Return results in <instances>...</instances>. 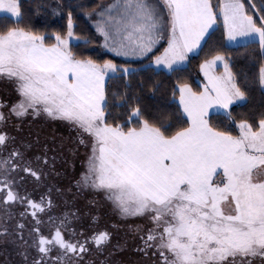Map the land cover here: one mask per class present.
<instances>
[{"label": "snow or ice", "instance_id": "obj_1", "mask_svg": "<svg viewBox=\"0 0 264 264\" xmlns=\"http://www.w3.org/2000/svg\"><path fill=\"white\" fill-rule=\"evenodd\" d=\"M67 15L66 33L41 32L24 22L22 0H0V78L13 82L20 96L11 112L18 117L29 110L46 113L70 123L81 144L90 142L87 170L77 184L103 191L123 218L149 216L153 227L142 237L141 250L154 249L158 264H256L257 259L264 264V110L234 114L233 107L246 103L249 91L232 70L231 54L216 51L203 60L206 82L200 87L177 82L172 97L179 93V115L166 107L146 115L139 93L130 90V78L145 66L73 51V37L84 44L95 41L78 36L72 11ZM84 15L99 17L92 21L95 31L115 57L147 58L166 40L149 65L169 72L184 67L189 53L221 26L229 42L258 43L264 55V0L251 5L244 0H111L85 9ZM219 62L222 72L214 71ZM117 73L129 79L125 90L114 94L126 111L114 114L106 78ZM254 80L264 92V59ZM159 87L153 82V92ZM214 114L223 120L214 122ZM9 139L0 131V153L6 152L0 155V204L28 205L36 224L29 235L35 233L39 253L33 264H73L72 258L82 259L90 244L102 250L110 243L112 233L106 229L83 240L66 238L69 212L58 221L48 218L54 233L41 232L39 214L52 208L51 197L22 196L16 185L21 171L39 180L44 173L34 164H47L49 158L26 157L16 147L7 151ZM70 231L75 235V229ZM0 235H10L3 222ZM54 248L58 253L52 257Z\"/></svg>", "mask_w": 264, "mask_h": 264}, {"label": "flooded vegetation", "instance_id": "obj_2", "mask_svg": "<svg viewBox=\"0 0 264 264\" xmlns=\"http://www.w3.org/2000/svg\"><path fill=\"white\" fill-rule=\"evenodd\" d=\"M19 99L14 83L0 78V101L3 102L0 111L6 116V120L0 121V131L7 132L11 138L7 151L16 147L26 157L35 159L46 155L49 158L47 164H34L44 173L39 180L21 171L16 185L22 196L27 194L34 200L41 196L51 197L52 208L39 214L43 222L41 232L45 235L54 233V224H50L48 218L51 216L58 221L69 212L71 220L64 229L68 239L83 240L85 236L105 229L112 233L110 243L102 250L90 244V251L82 259L72 258L73 264H158L154 249L147 254L141 250L144 247L142 237L153 227L149 216L123 218L103 191L77 184L87 170L90 142L81 144L80 133L70 123L52 119L46 113L34 115L29 110L27 115L16 116L11 107ZM0 155H6V152ZM27 207L26 202L11 203L7 207L0 204V222L7 224L10 233L0 235V264H33L39 259L34 244L35 233L29 235L36 224L31 213L26 211ZM21 213L25 214L21 216ZM20 223L24 224L22 230L17 228ZM70 229H75V235ZM21 232L23 239L20 238ZM57 253L58 249L54 248L51 256L55 257ZM256 264H260L259 259Z\"/></svg>", "mask_w": 264, "mask_h": 264}, {"label": "trees", "instance_id": "obj_3", "mask_svg": "<svg viewBox=\"0 0 264 264\" xmlns=\"http://www.w3.org/2000/svg\"><path fill=\"white\" fill-rule=\"evenodd\" d=\"M103 1L106 0H22L25 12L24 22H30L32 26L41 32L52 34L55 31H60L66 33L68 21L67 13L68 11H72L74 32L80 37L89 36L95 41V43L84 44L82 40H76L72 42L73 51L78 54L91 55L97 59H114L98 51L97 48L100 43L99 35L86 18V15H84L85 9L90 10L97 8ZM253 2L254 0H244V3L247 5H251ZM255 2L258 3V0H255ZM37 5H42V7L37 8ZM77 5H79V7H77ZM52 39L53 37H50L49 42H52ZM163 47L164 44L142 61L128 64L133 67H139L140 65L145 66V70L136 73L130 78V90L139 93L141 97L140 103L146 115L156 111L160 107H166L169 111L179 115V93H176L175 99L172 97L173 90L178 87L177 82L190 83L194 88L200 87L197 81V77L200 75V64L204 59L210 58L216 51L231 54L230 63L232 70L238 74L242 85H248L249 99L242 105L234 106V114L248 113L251 115L264 110V92L260 90L254 80L258 71L259 62L264 59V55H262L258 43L229 45L226 42V34L222 26L217 27L215 30H211L210 34L206 36L199 51L189 55L185 66L174 72L156 69L149 65V61L158 55ZM116 63L120 65L127 64L125 62L120 63L118 60H116ZM245 76H247V80ZM128 79V77H124L119 73L115 75L110 74V76L106 78V87L110 101L109 107L114 114L124 113L126 111L125 108L117 106L118 97L114 94L122 93L125 90L127 87L126 81ZM141 82H143V87L140 86ZM153 82L160 83V87L156 89L155 92L152 90ZM213 120L214 122L223 120V116L214 114ZM174 130L175 129H173V131ZM230 130L234 133L236 131L235 128Z\"/></svg>", "mask_w": 264, "mask_h": 264}, {"label": "rangeland", "instance_id": "obj_4", "mask_svg": "<svg viewBox=\"0 0 264 264\" xmlns=\"http://www.w3.org/2000/svg\"><path fill=\"white\" fill-rule=\"evenodd\" d=\"M111 2V0H106V1H103L102 3H100V5H106L107 3H110ZM157 2H159V0H157ZM99 5V6H100ZM86 18L88 19V21L90 22V24L95 28V25L92 23V21L93 20H95V19H98L99 17L98 16H95V15H93L92 16V18L91 19H89L87 16H86ZM211 31V30H210ZM99 35V34H98ZM99 38H100V43H99V45H98V51L100 52V53H103V54H107V55H109V56H111V57H113L114 59H116V60H118L120 63H122V62H125V63H127V64H131V63H134V62H139V61H142V60H144L145 58H124V57H115L113 54H110L109 52H108V50L107 49H105V48H103L102 47V37L99 35ZM206 38V37H205ZM74 41H76V39L73 37V39H72V42H74ZM226 42H227V44H229V45H237V44H235V43H233V42H229L228 41V39H227V37H226ZM202 43H203V41L201 42V45H202ZM241 43H243V42H241ZM240 43V44H241ZM162 44H166V40H162L158 45H157V47H156V49L154 50V51H156L159 47H161V45ZM199 49L200 48H198V49H196V50H194L193 52H192V54H195V53H197L198 51H199ZM153 51V52H154ZM152 52V53H153ZM151 53V54H152ZM150 54V55H151ZM191 54V55H192ZM186 63V62H185ZM156 66V65H155ZM158 69H159V67H161V66H156ZM163 69H166V68H163ZM224 69H223V62H219V67H216L215 69H214V71H216V72H222ZM197 81L199 82V84H202L203 82H206V78L204 77V74H203V71L200 69V75H198V77H197Z\"/></svg>", "mask_w": 264, "mask_h": 264}, {"label": "crops", "instance_id": "obj_5", "mask_svg": "<svg viewBox=\"0 0 264 264\" xmlns=\"http://www.w3.org/2000/svg\"><path fill=\"white\" fill-rule=\"evenodd\" d=\"M166 46H167V43L164 45V47H166ZM164 47H163V48H164ZM162 51H163V49L161 50V52H162ZM159 54H160V53H159ZM159 54H158V55H159ZM191 54H192V53H189V55H191ZM153 59H154V58H153ZM153 59H152V60H153ZM151 66L154 67V68H156V69H158V68L155 66V64H152ZM159 69H163V68H162V67H159ZM164 70H167V69H164ZM198 83H199V82H198ZM199 85H201V84H199ZM178 97H179V94H178Z\"/></svg>", "mask_w": 264, "mask_h": 264}]
</instances>
